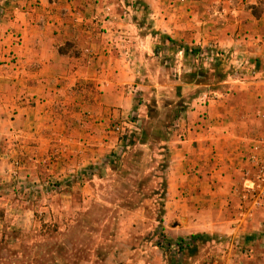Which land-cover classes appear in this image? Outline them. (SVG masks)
<instances>
[{"label":"crops","instance_id":"1","mask_svg":"<svg viewBox=\"0 0 264 264\" xmlns=\"http://www.w3.org/2000/svg\"><path fill=\"white\" fill-rule=\"evenodd\" d=\"M211 45L255 73L216 60V96L177 111L165 198L229 259L264 229V0H0V183L95 176L127 148L112 123L141 99L184 102L188 52Z\"/></svg>","mask_w":264,"mask_h":264},{"label":"rangeland","instance_id":"2","mask_svg":"<svg viewBox=\"0 0 264 264\" xmlns=\"http://www.w3.org/2000/svg\"><path fill=\"white\" fill-rule=\"evenodd\" d=\"M209 48L224 53V48L213 45L188 52L192 72L188 67L184 73L195 76L198 86L184 93L185 101L141 99V109L131 113L139 118V131L122 138L125 151L95 176L84 171L76 177L79 182L52 179L43 190L24 173L1 177L0 264L195 262L186 259H203L197 260L199 264H264V229L223 259L215 244L213 248L205 244L209 236L190 228L191 221L203 218L195 215L198 208L192 210L194 215L181 217L175 202L165 198L177 111L189 107L190 97L200 107L202 98L208 104L216 96L211 82L223 71L213 62L194 58ZM231 51L220 59L238 56L248 61L242 75H252L251 59L239 49ZM229 65L226 73L235 74L234 62Z\"/></svg>","mask_w":264,"mask_h":264},{"label":"built area","instance_id":"3","mask_svg":"<svg viewBox=\"0 0 264 264\" xmlns=\"http://www.w3.org/2000/svg\"><path fill=\"white\" fill-rule=\"evenodd\" d=\"M11 38L15 42L19 40V36H16L14 34L11 35ZM221 57L223 58V53H220L219 51H217V49H212V48H209L207 51H204V52H199L195 55L196 59L201 58L202 60L207 61V62L208 61L214 62L216 60H220ZM232 61L234 62V68L237 71L235 72V74H238V73L242 74L243 72H245L244 69H246V67L248 66V61L243 60L242 58H239L238 56H235L232 59ZM251 72H252V75L255 73L254 66H251ZM206 104H207V99L202 98L199 103L200 107L204 108ZM203 114H204V111L202 112V116ZM139 126H140L139 118L135 115L128 114L124 118L120 119L119 121L112 123L110 130L115 135H117L120 138V140L122 138L127 140L131 135H134L135 133L139 131L140 129ZM263 178H264V168L259 167L257 171V175H256V180L258 182H261L263 181Z\"/></svg>","mask_w":264,"mask_h":264},{"label":"trees","instance_id":"4","mask_svg":"<svg viewBox=\"0 0 264 264\" xmlns=\"http://www.w3.org/2000/svg\"><path fill=\"white\" fill-rule=\"evenodd\" d=\"M256 10H257V9H256ZM254 11H255V9H254ZM217 73H218V72H217ZM221 75H222L221 73L216 74V76H218V78L215 80V82L218 81V80L220 79ZM213 82H214V81H213Z\"/></svg>","mask_w":264,"mask_h":264}]
</instances>
